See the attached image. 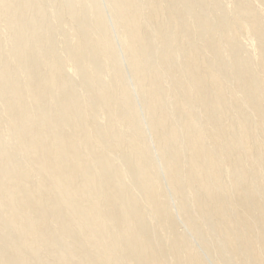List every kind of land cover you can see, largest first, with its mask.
<instances>
[{
  "label": "bare ground",
  "instance_id": "1",
  "mask_svg": "<svg viewBox=\"0 0 264 264\" xmlns=\"http://www.w3.org/2000/svg\"><path fill=\"white\" fill-rule=\"evenodd\" d=\"M90 2L100 31L95 40L104 47L112 66L102 77L114 69L115 109L123 116L122 126L134 127L136 138L130 146L118 143L110 157L96 154L100 167L93 170L75 145L76 136L55 141L35 128L23 129L33 170L11 158H0V204L8 208L12 237L22 238L23 246L0 227V264H34L27 252L40 255L43 246L55 256L56 264H117L114 251L121 235L136 264H222L225 257L236 259L231 264H264V58L252 78L249 62L236 69L233 82L238 90L233 91L222 84L224 73L212 71L211 61L203 58L204 51L191 40L193 26L183 19L180 9L184 3L194 12L190 0ZM237 4L240 19L252 21L248 38L262 35L257 14L247 0ZM241 20L232 37L238 36ZM151 25L169 28L164 33L149 31ZM198 26L204 30L203 37L211 35L205 22ZM149 42L161 46L155 63L149 58ZM216 52L212 47V55ZM181 54L182 63L174 67ZM26 58V50L21 49L17 59ZM2 71L0 63V85L12 91L5 98L11 120L27 122L22 93L13 82L8 84L12 75ZM36 76V70L29 71L33 104L43 95ZM111 96L104 90L98 92L103 106L110 107ZM165 104L170 105V112L163 108ZM243 107H251L252 113ZM97 112L102 115L101 106ZM45 129L52 136L58 131L50 120ZM130 147L134 153L119 170L118 179L128 184L139 181L146 201L143 216L159 227L168 224L171 230L184 224L185 230L170 238L167 230H161L163 247L171 250L164 260L149 241L129 233L137 218L135 200L122 192L120 180L108 179L109 163L118 160L116 153ZM145 161L154 169L153 177ZM128 165L137 167L133 176L126 173ZM39 177L44 182L32 183ZM67 188L73 190L74 198ZM157 188L161 200L155 198ZM167 203L169 208L160 217ZM50 222L55 232L66 237L71 251L56 253L48 242ZM99 238L108 245L99 247Z\"/></svg>",
  "mask_w": 264,
  "mask_h": 264
},
{
  "label": "rangeland",
  "instance_id": "2",
  "mask_svg": "<svg viewBox=\"0 0 264 264\" xmlns=\"http://www.w3.org/2000/svg\"><path fill=\"white\" fill-rule=\"evenodd\" d=\"M190 2L195 6L194 12L184 3L180 5V9L183 19L193 26V30L190 26L191 40L198 50L204 51L203 58L211 61V70L224 73L222 84L233 91L238 90V86L233 82L236 69L243 63L249 62L252 78L257 63L264 58V3L260 0H247L250 8L257 14L255 20L262 32L260 36L253 35V38L249 35V39L247 30L252 21L244 17L240 19L238 0H190ZM8 13H12L13 17L9 18ZM162 19L165 20V16ZM238 20H241L238 36L232 37L234 31L238 29ZM203 22L209 27L208 33L211 35L203 37L204 30L198 26L199 23L203 25ZM220 27L223 29L218 31ZM168 28L169 25L159 27L151 25L148 30L164 33ZM99 32L95 9L90 0H0L2 72L12 75V81L8 84L13 82L20 89L22 93L20 102L29 117V120L22 124L12 122L9 104L5 100L12 91L10 92L9 87L0 85V158H11L24 164L29 172L33 170L25 150L28 144L22 134L25 128H35L40 134L49 136L48 138H53L55 141L76 136L75 145L88 167L93 170L100 167L96 154L110 157L111 151L118 143L130 146L129 143L135 140L134 127L122 126L123 116L115 109L114 69L109 70L108 77H102L106 69L112 66L104 47L95 40ZM119 35L118 30L116 36ZM207 37L210 39L205 40L204 38ZM149 44L152 47L149 58L155 63L161 46L153 42ZM212 47L218 49L215 55H212ZM21 49L26 50L27 58L20 61L17 55ZM183 56L181 54L174 60V67H179L184 59ZM71 65L74 67L73 71L70 70ZM32 69L37 72L36 81H40L39 88L43 92L42 99L37 104H33L32 94L29 91L28 77ZM49 77L52 79L49 80ZM101 90L112 94L110 107L101 104L98 97V92ZM99 106L102 108L101 116L97 112ZM163 108L168 112L171 111L169 104H165ZM243 108L247 114L252 113L251 107ZM48 120L58 129L53 136L45 129ZM76 125L80 128H76ZM175 127H178L177 123ZM109 128L111 130L107 132ZM139 147L142 149L143 145L139 144ZM132 153L134 152L131 147L116 153L118 160L109 163V180L121 177L119 170L124 169ZM145 166L148 167L150 177H153L154 169L147 161ZM136 172L137 167L130 165L126 167L128 175L133 176ZM118 180L122 182V192L136 203L137 218L129 233L133 232L139 239L149 241L161 259L168 258L171 250L164 249L161 230H167L170 238L175 234H181L185 230L184 224H178L176 230H171L168 224L159 227L155 221L145 218L143 211L146 201L141 195L139 181L134 179L132 184H128L126 180L121 178ZM42 181L43 179L39 177L32 180V183L40 184ZM67 191L70 197L76 196L71 188H67ZM155 198L162 199L158 188ZM168 208V203L163 204L159 216L166 214ZM125 213H129V209H126ZM54 225L53 222L49 223L52 232L48 236V242L54 245L56 253L71 251L73 247L66 242L64 235L55 232ZM0 227L10 239L15 240L18 246H23L22 238L12 237L8 208L3 203L0 204ZM117 240V248L114 251L117 264L127 262L136 264L132 251L124 244L123 236H118ZM208 240L210 244L213 242L212 239ZM97 244L99 247L108 245L102 238L98 239ZM44 248L45 246L41 247L40 255L27 252L32 263L56 264L55 256ZM234 259V257L233 259L225 257L221 259V263L231 264Z\"/></svg>",
  "mask_w": 264,
  "mask_h": 264
}]
</instances>
